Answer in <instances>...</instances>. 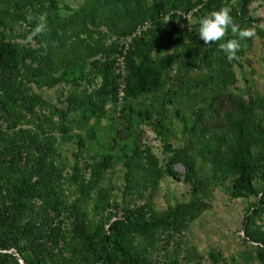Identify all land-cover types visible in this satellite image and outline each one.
<instances>
[{"label":"rangeland","instance_id":"rangeland-1","mask_svg":"<svg viewBox=\"0 0 264 264\" xmlns=\"http://www.w3.org/2000/svg\"><path fill=\"white\" fill-rule=\"evenodd\" d=\"M240 1L131 0L112 14L102 0H0V36L46 46L41 73L0 89V196L21 192V225L51 227L45 264L92 263L115 219L136 223L130 264H264V0L246 5L257 21ZM240 158L253 194L234 187ZM18 250L0 264H29Z\"/></svg>","mask_w":264,"mask_h":264},{"label":"trees","instance_id":"trees-1","mask_svg":"<svg viewBox=\"0 0 264 264\" xmlns=\"http://www.w3.org/2000/svg\"><path fill=\"white\" fill-rule=\"evenodd\" d=\"M53 3L55 0H46ZM131 0H102V5L109 9L112 14H117L122 6ZM249 0H241L237 15L248 21H257L253 17V11H249L247 3ZM188 7H185L187 10ZM170 18L174 13L170 11ZM168 17V16H167ZM178 22L181 20L177 15ZM158 20V18L156 19ZM228 17H219L215 23L207 27V32L213 39L216 33L227 24ZM44 44L38 47L23 44L10 38L0 36V89L2 92H16L21 87L22 79H26L42 72L45 63ZM211 50L204 51L199 57L200 62L209 63L212 60ZM110 67L107 64L102 65V77L107 81ZM113 88V87H112ZM112 156L106 154L101 162L96 166L94 177L99 180L104 171L108 168ZM0 163V168H1ZM233 168L236 173L234 187L244 190L250 194L254 193L251 181L254 178L253 173L248 167L247 162L240 158L234 162ZM38 188V187H37ZM37 188H33L37 192ZM23 195L16 193L13 199L9 196H0V230L6 233L10 230L14 231V235L2 236L0 238V249H7L15 245L19 250V254L28 259L29 264H45L50 245L53 237L51 227L44 223L38 228L36 226L28 228L21 225L24 208ZM38 224V225H39ZM138 229L136 223L129 219H115L108 225L107 233L100 236L98 257L89 264H112L114 261L130 264L129 249L124 241L127 235L136 232ZM51 233V235H49ZM50 238V239H49ZM48 241V243H47ZM3 254V253H2Z\"/></svg>","mask_w":264,"mask_h":264},{"label":"built area","instance_id":"built-area-1","mask_svg":"<svg viewBox=\"0 0 264 264\" xmlns=\"http://www.w3.org/2000/svg\"><path fill=\"white\" fill-rule=\"evenodd\" d=\"M185 15L182 14V17H184ZM147 27V22H141L139 25H137L134 29L135 33H140L141 31L145 30ZM122 58L123 55L119 56L116 58V75H118V82H117V86H116V96L118 99V102H121L123 99V90H124V68H123V64H122Z\"/></svg>","mask_w":264,"mask_h":264}]
</instances>
